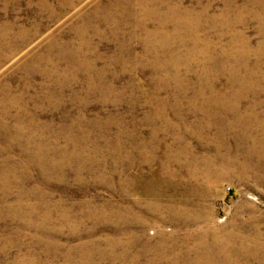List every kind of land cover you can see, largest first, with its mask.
<instances>
[{"label":"rangeland","instance_id":"374dc122","mask_svg":"<svg viewBox=\"0 0 264 264\" xmlns=\"http://www.w3.org/2000/svg\"><path fill=\"white\" fill-rule=\"evenodd\" d=\"M236 94L235 109L207 104ZM219 142L244 172L192 178L191 152L162 171L178 146L214 157ZM64 153L87 162L80 181L46 165ZM150 178L168 182L161 205L200 221L146 211ZM135 202L129 233L101 218ZM206 230L264 264V0H0V264H150L164 234L195 260Z\"/></svg>","mask_w":264,"mask_h":264},{"label":"bare ground","instance_id":"6f19581e","mask_svg":"<svg viewBox=\"0 0 264 264\" xmlns=\"http://www.w3.org/2000/svg\"><path fill=\"white\" fill-rule=\"evenodd\" d=\"M186 14V13H185ZM188 16V15H187ZM174 19V18H173ZM178 19V18H176ZM172 20V19H171ZM175 20V19H174ZM186 21V20H185ZM258 67V66H257ZM156 69V68H155ZM247 69V68H246ZM236 70V69H235ZM234 70V71H235ZM243 72V71H242ZM233 74V73H232ZM214 85V84H213ZM235 85V84H234ZM243 85V84H242ZM252 87V86H251ZM208 89V88H207ZM211 91V90H210ZM239 91V90H238ZM237 91V92H238ZM202 92V91H201ZM208 92V91H207ZM214 92V91H213ZM217 92V91H216ZM240 92V91H239ZM198 93V92H197ZM203 93V92H202ZM212 93V91H211ZM236 93V92H235ZM262 93V92H261ZM226 94V93H225ZM216 95V94H215ZM220 95V94H219ZM224 95V94H223ZM208 96V95H207ZM231 96V95H230ZM241 96V95H240ZM198 97V95H197ZM202 98V97H201ZM239 96L238 94L236 95H232L231 98H229L227 95L226 96H214L212 97V99H209V102L207 101L208 106L209 105H213L218 107V108H234L235 109V104L238 102ZM241 98V97H240ZM202 100V99H201ZM203 101V100H202ZM195 102V101H194ZM231 102V103H230ZM196 103V102H195ZM194 103V104H195ZM202 103V102H201ZM200 103V104H201ZM193 104V105H194ZM199 105V104H198ZM203 105V104H202ZM206 106V105H204ZM196 106H194L195 108ZM201 107V106H200ZM192 108V109H194ZM198 108V107H197ZM206 108V107H205ZM208 108V107H207ZM227 108V109H228ZM238 108V107H237ZM204 109V108H203ZM233 109V110H234ZM195 110V109H194ZM213 110V109H212ZM203 111V110H202ZM209 112V111H208ZM214 113V111H212ZM207 114V111L205 112ZM203 113V114H205ZM211 113V112H210ZM162 114V113H161ZM211 115V114H210ZM216 115V114H215ZM160 116V115H159ZM163 116V115H162ZM208 116V115H206ZM211 117V116H210ZM158 118V117H157ZM239 121V120H238ZM196 127V126H194ZM213 128V127H212ZM221 128V127H220ZM208 130H210V126L209 125H200L197 126L196 128V133L193 132L194 137L197 138H202L200 135H204L205 132L207 133ZM219 130V129H218ZM231 131V130H230ZM231 134V133H230ZM206 135V134H205ZM233 135V134H232ZM237 135V134H235ZM193 137V135L191 136ZM221 137V132H217L216 135H213V140L214 141H218ZM234 138V137H233ZM237 138V137H236ZM208 139V138H207ZM177 140V138L175 139ZM199 140V139H198ZM210 141V140H209ZM224 141V140H222ZM176 142V141H175ZM211 142H213L211 140ZM210 142V143H211ZM223 144V143H222ZM203 145V144H202ZM208 145V144H207ZM200 146V145H199ZM145 147V146H144ZM208 147V146H207ZM221 145L220 142L218 145H216L215 147H213V154L214 157H210V156H197L196 154H194L193 151H189L188 147L186 146H178L177 150L175 153L173 154H169L166 156V163L162 165V171H164L165 173L168 172L170 164L172 162H174L175 160L178 159V157H180L181 155L184 156L185 153H189L190 156V163L189 166L192 167V171H191V177L197 179L198 175L200 174V176L202 175L203 178H205L206 180L209 179V176L214 173L219 175V167L224 166L226 162V160L224 158H222L221 155ZM140 149V148H139ZM154 149V147H153ZM38 150V149H36ZM191 150V149H190ZM208 150V149H207ZM205 151V150H204ZM148 152V151H147ZM172 152V151H171ZM38 154H41V151H38ZM150 154V155H148ZM146 156H144L143 154V158L141 160L145 161L147 160V163L149 165H151L152 163H154L155 161V157L153 156L152 153H148ZM186 155V154H185ZM208 155V153H207ZM45 158V157H44ZM46 160H48V162H46V165L48 166L49 169H55V170H62L65 169L67 166L71 165V164H75L77 165V167L73 170V174H75V180L76 181H80L81 175L83 173V171H86V165L87 162L83 161L81 159V157H79L78 154L73 153V154H61V163H53L50 162L48 158H45ZM127 159V158H126ZM137 163V162H136ZM135 164V163H132ZM229 166L234 168V169H238L242 172L245 171V167L240 165L238 162L236 161H230L228 162ZM140 165V164H139ZM141 166V165H140ZM138 166V167H140ZM188 166V167H189ZM51 171V170H50ZM127 174V173H126ZM60 176V175H59ZM66 176L62 174V176L60 177V180H64ZM217 178H219V176H216ZM130 180V179H129ZM140 177H137L135 180L132 181V179L129 181V185L130 187H133L135 184V182L139 181ZM144 180V179H143ZM147 180V179H146ZM148 182L150 184H148L150 187H146L145 191V195H147V197H151L153 198V200L155 202H153L152 204H149L150 206L146 208V211H153V212H165L167 214V220L171 221V222H175V223H179L182 224L184 226H188V225H193L196 224L200 221V219L191 214L190 210L187 209V207L181 203H178V205H172V206H163L161 205V203H159L164 195V187L168 186V182L166 180L163 179H155V178H150L148 179ZM106 183V182H105ZM144 183V182H143ZM145 184V183H144ZM128 186V185H127ZM131 189V188H130ZM127 190V189H126ZM135 190V189H134ZM151 203V202H150ZM138 203L135 202L134 205H132V207H130L129 209H127V211L125 212V214L123 215H118V216H110L107 217L105 216L102 212L101 214V218L105 221L108 222L113 221L117 222L118 225L123 224V227H120V232H124V233H129L130 231V225L131 224H135V223H141L143 222L142 219H140L138 216H136L135 214H132L134 212V207L138 206ZM112 208V207H111ZM115 208V207H114ZM102 210V208L100 209ZM99 210V211H100ZM112 211V210H111ZM110 212V211H109ZM106 213V212H105ZM111 213V212H110ZM95 214V213H93ZM94 215H91V217H93ZM98 220V219H97ZM109 221V222H110ZM119 230V229H118ZM77 232V231H76ZM133 235V234H132ZM131 236V235H130ZM194 236V235H193ZM197 239V247L199 250V256L195 259V260H191L190 258H188L187 256H184L180 253L181 249L183 248V246L185 245V242L180 241L179 239H175L174 236H168L166 234L163 235L161 241L159 242L158 246H157V252L158 256H156L155 258H153V262L150 264H157L159 263L161 260H163V258H169L168 264H238L239 262H236V258H234V254L236 253L234 250H232L230 247H228V243H223L222 240H220L217 237L216 231L213 230H206L204 232H199V234H196L194 236ZM133 239L131 240V243L129 242V244L127 246L132 247L133 245H135L138 240L137 237H132ZM210 238V239H209ZM109 247L112 249V253L113 257L117 258H123L125 257L124 254H118L115 252V250L117 249V247L121 246V243L115 241V240H110L108 242ZM124 253V252H123ZM172 253V254H171ZM111 254V253H110ZM131 254V253H130ZM246 255V254H245ZM109 256V255H108ZM133 256V255H132ZM142 257V253H139L135 256H133V258L130 260L131 264H136V262L139 260V258ZM112 258V257H111ZM258 258V257H257ZM114 260V259H113ZM257 260V259H256ZM249 261V260H248ZM252 261V260H251ZM262 261V260H261ZM151 262V261H149ZM260 263V262H259Z\"/></svg>","mask_w":264,"mask_h":264}]
</instances>
